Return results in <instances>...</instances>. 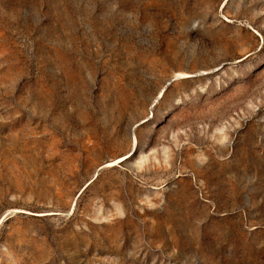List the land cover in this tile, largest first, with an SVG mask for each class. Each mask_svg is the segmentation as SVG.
I'll use <instances>...</instances> for the list:
<instances>
[{"label":"rangeland","instance_id":"obj_1","mask_svg":"<svg viewBox=\"0 0 264 264\" xmlns=\"http://www.w3.org/2000/svg\"><path fill=\"white\" fill-rule=\"evenodd\" d=\"M0 264H264V0H0Z\"/></svg>","mask_w":264,"mask_h":264},{"label":"bare ground","instance_id":"obj_2","mask_svg":"<svg viewBox=\"0 0 264 264\" xmlns=\"http://www.w3.org/2000/svg\"><path fill=\"white\" fill-rule=\"evenodd\" d=\"M108 165H110V164H108Z\"/></svg>","mask_w":264,"mask_h":264}]
</instances>
